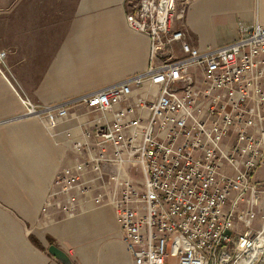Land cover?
Listing matches in <instances>:
<instances>
[{"label":"built area","instance_id":"1","mask_svg":"<svg viewBox=\"0 0 264 264\" xmlns=\"http://www.w3.org/2000/svg\"><path fill=\"white\" fill-rule=\"evenodd\" d=\"M193 1L131 0L126 21L150 39L148 68L74 100L21 97L22 115L56 136L71 104L98 112L76 167L115 169L110 179L122 186L109 199L137 264H255L264 237V214L253 227L264 210V25L239 22L235 40L200 51L172 26L178 6ZM134 85L143 98L116 108ZM127 165L140 169V181Z\"/></svg>","mask_w":264,"mask_h":264},{"label":"crops","instance_id":"2","mask_svg":"<svg viewBox=\"0 0 264 264\" xmlns=\"http://www.w3.org/2000/svg\"><path fill=\"white\" fill-rule=\"evenodd\" d=\"M7 1L0 10V264H64L52 244L71 264H137L109 199L122 186L110 179L115 169L76 167L86 162L84 131L94 132L89 121L98 112L71 104L53 136L37 117L22 115L21 100H74L144 72L151 44L126 21L131 0H17L10 10L15 0ZM256 21L264 25V0H194L178 6L172 26L203 51L235 40L239 22ZM144 93L134 85L116 108L135 106ZM127 167L132 176L141 172Z\"/></svg>","mask_w":264,"mask_h":264},{"label":"rangeland","instance_id":"3","mask_svg":"<svg viewBox=\"0 0 264 264\" xmlns=\"http://www.w3.org/2000/svg\"><path fill=\"white\" fill-rule=\"evenodd\" d=\"M17 0H15L13 2V4L10 6L9 10L15 6V4ZM8 1L6 0L1 1L0 2V10H8ZM9 3H11V0L9 1ZM32 101V100H31ZM33 102V101H32ZM34 103V102H33ZM36 104V103H35ZM260 169L262 170V172H259V179L264 181V168L260 167ZM133 178H135L136 180H141L142 178V173L139 171H133ZM263 214H264V210H259L258 213L256 214V217L253 221V227H255L256 229H260L261 228V223L263 222ZM255 264H264V246L262 248V250H259V253H257L256 258H255Z\"/></svg>","mask_w":264,"mask_h":264},{"label":"water","instance_id":"4","mask_svg":"<svg viewBox=\"0 0 264 264\" xmlns=\"http://www.w3.org/2000/svg\"><path fill=\"white\" fill-rule=\"evenodd\" d=\"M226 234H230V230L226 231ZM49 251L51 254H53L55 257H57L60 261H62L64 264H71L70 258L67 255L65 251L60 249L59 247L55 245H50L49 246Z\"/></svg>","mask_w":264,"mask_h":264},{"label":"bare ground","instance_id":"5","mask_svg":"<svg viewBox=\"0 0 264 264\" xmlns=\"http://www.w3.org/2000/svg\"><path fill=\"white\" fill-rule=\"evenodd\" d=\"M263 244H264V237H261V240H260V243L258 244V250H260L261 248V246H263Z\"/></svg>","mask_w":264,"mask_h":264}]
</instances>
